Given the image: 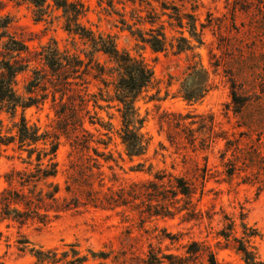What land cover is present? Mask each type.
<instances>
[{"label": "trees", "instance_id": "obj_1", "mask_svg": "<svg viewBox=\"0 0 264 264\" xmlns=\"http://www.w3.org/2000/svg\"><path fill=\"white\" fill-rule=\"evenodd\" d=\"M16 1L31 5L38 22L47 18L63 19L65 30L82 40L90 51H84L83 58V51H62L55 42L43 46L41 51H33L23 39L10 33L13 19L0 14V115L5 114L12 121V126L7 127L5 120L0 118V158L12 148L19 152L24 166L4 176L7 186L0 193V224L8 222L20 228L33 223L48 226L66 214L90 209L115 212L123 222L137 221L124 233L123 241L129 247H123L114 256L112 251L89 250L83 254L77 243L62 248L35 249L26 238L19 239V250L30 251L33 264H88L91 260H111L114 264H196L200 259H205L207 264H220L211 247L197 241L184 246V255L164 254L150 244L141 257L134 249L133 242L137 237L133 236L132 227L148 233L147 223L174 216L179 210H188L189 217H195L192 199L211 179L228 183L237 179L241 184L255 187L259 193L264 192V108L247 111L251 105H264V98L244 95L233 84L232 104L239 118L238 133L215 132L212 117L180 115L173 123L175 129L181 130L183 120L194 119L181 130L194 151L206 150L210 141L224 139L220 155L223 172L213 173L207 167L196 165L191 179L186 176L173 178L161 171L153 180L116 187L112 182L116 179L114 167L110 165L116 161L112 151H108L113 125L104 122L95 110L103 109L101 101L108 103L107 107L115 104L112 107H116L121 116L118 136L125 154L131 160L143 156L149 141L141 132L145 120L140 118L136 104L153 85L152 69L143 59L121 51L115 36L96 33L84 25L82 20L86 18L88 8L81 1ZM192 1L100 0L99 4L106 2L104 10L119 17L118 26L153 51L166 52L176 46L180 53L193 49L191 40L184 36L185 29L190 38L197 37L195 15L183 10ZM191 9L194 11L195 7ZM56 12L60 15L53 17ZM166 24L181 35L173 42L165 32ZM98 54L106 60L100 62ZM37 60L42 61V68L34 66ZM26 74L21 86L19 78ZM90 79L98 82V93L90 92ZM185 98L198 100L191 94H186ZM49 99L55 111V125L52 131L42 132L37 125L29 124L25 112L43 107ZM19 112V120L15 121ZM88 125L99 126L97 136ZM195 125L198 126L196 129L190 127ZM61 137L67 139L72 157L63 185L56 181L60 171L58 150ZM169 139L173 141L171 133ZM106 165L113 172L112 179L103 171ZM167 178L168 182H165ZM182 201L185 205L178 208L176 205ZM226 220L229 222L218 232V237L225 240L226 246L232 245L242 255L245 264H264L251 246L252 239L259 235L258 231L249 228L245 216L241 215L244 236L236 237L235 222L230 218ZM2 237L0 231V241Z\"/></svg>", "mask_w": 264, "mask_h": 264}, {"label": "rangeland", "instance_id": "obj_2", "mask_svg": "<svg viewBox=\"0 0 264 264\" xmlns=\"http://www.w3.org/2000/svg\"><path fill=\"white\" fill-rule=\"evenodd\" d=\"M0 1V14L13 19L10 33L23 39L31 50L41 51L43 46L55 42L62 51H83V58L84 51H90L82 40L65 30L63 19L47 18L46 21L38 22L31 5L16 0ZM79 1L88 8L86 18L82 20L84 25L96 33L115 36L121 51L143 59L154 74L152 87L136 104L140 118L145 120L141 132L149 141L143 156L131 160L125 154L118 136L122 125L121 116L117 108L112 107L115 104L107 107L108 103L101 101L103 109L95 110L104 122L113 125L108 151H112L116 161L110 163L114 167L116 179L112 182L116 187L153 180L161 171L173 178L186 176L191 179L196 165L207 167L213 173L223 172L220 155L224 149V139L210 141L206 150L194 151L188 144L185 132L181 131L194 119L183 120L184 127L181 130L175 129L173 123L180 115L212 117L215 132H239L236 128L239 118L232 104L233 84L244 95L264 98V0H193L183 10L184 13L195 15L197 37L190 38L185 29L184 36L191 40L193 49L180 53L176 46L166 52H155L150 46L137 41L129 31L118 26L117 15L104 10L106 2L100 5V0ZM192 7H195L194 11ZM59 15L56 12L53 17ZM165 32L170 42L181 36L177 29L168 24ZM176 43L174 40V45ZM98 58L100 62L106 60L101 54H98ZM34 66L42 68V61L37 60ZM26 77L27 74L19 78L21 86ZM89 90L98 93V82L91 80ZM186 94L198 100L189 101L185 98ZM90 108L93 110L92 104ZM263 108L264 105H251L247 111ZM20 113L15 121L19 120ZM25 115L29 124L37 125L42 132L52 131L55 125L56 116L51 99L43 107L28 109ZM0 118L5 120V126H12L7 115L2 114ZM190 127L196 129L198 126ZM88 128L98 135L96 129L99 126L88 125ZM169 133L173 135V141L169 139ZM70 153L67 139L61 137L58 150L60 171L56 181L62 185L68 176L72 159ZM19 157V152L10 148L0 158V193L7 186L4 176L13 169L24 167ZM103 171L113 178L108 165ZM165 182H168V178ZM192 201L195 217L190 218L188 210H179L174 216L147 223L145 227L148 233L132 227L133 236L137 237L133 242L134 249L141 257H144L150 244L161 249L164 254L184 255V246L197 241L210 246L220 264H245L242 255L232 245L226 246L225 240L218 237V232L229 222L226 218L235 222V236L243 237L241 215H244L248 227L259 233L252 239L251 246L257 258L264 262V192L259 193L255 187L241 184L237 179L231 183L211 179L204 188H199ZM184 205L182 201L176 206L182 208ZM134 216L130 214V217ZM135 222V219L123 222L122 217L115 212L90 209L66 214L48 226L33 223L20 228L8 222L1 223L3 237L0 241V264H33L34 257L30 251L19 250L18 241L22 238H26L35 249L62 248L77 243L83 254L89 250L112 251L114 256L123 247H129L123 241L124 233ZM99 263L114 264L111 260H91L88 264ZM196 264L207 263L205 259H200Z\"/></svg>", "mask_w": 264, "mask_h": 264}]
</instances>
